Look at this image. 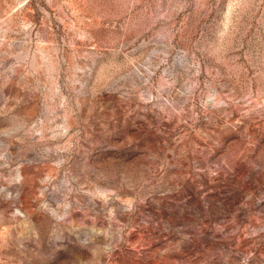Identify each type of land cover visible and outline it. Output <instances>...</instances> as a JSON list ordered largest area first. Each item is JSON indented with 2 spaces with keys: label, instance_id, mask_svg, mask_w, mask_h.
<instances>
[{
  "label": "rangeland",
  "instance_id": "obj_1",
  "mask_svg": "<svg viewBox=\"0 0 264 264\" xmlns=\"http://www.w3.org/2000/svg\"><path fill=\"white\" fill-rule=\"evenodd\" d=\"M0 264H264V0H0Z\"/></svg>",
  "mask_w": 264,
  "mask_h": 264
}]
</instances>
